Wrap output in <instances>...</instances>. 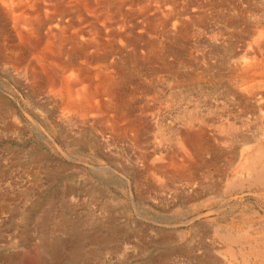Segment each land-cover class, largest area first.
Returning <instances> with one entry per match:
<instances>
[{
    "label": "bare ground",
    "instance_id": "6f19581e",
    "mask_svg": "<svg viewBox=\"0 0 264 264\" xmlns=\"http://www.w3.org/2000/svg\"><path fill=\"white\" fill-rule=\"evenodd\" d=\"M213 18L220 23L218 27L214 26L218 30L217 33H228L239 26L242 29L241 32L246 36L244 42L227 46L226 51L224 54L222 52L218 60V63L224 66L227 73L226 78L230 81L229 88L224 92V96L231 100V104L235 108L232 110L239 113L238 117L232 115L230 111L222 113L220 110V112H217V106L213 107L214 105L211 106V104H209L211 107L205 104L204 110H199L196 101L193 106H189L187 102L184 106L182 105L179 109L174 110L177 97L173 96L182 86L178 75V66L181 63L179 61L178 46L188 44L189 41L199 42L200 35L204 33H206L205 36H207L206 39L209 43L215 41L218 45L219 40L211 36L212 31L207 32L205 29V32L202 30L209 21L208 19ZM262 22L263 24H261ZM192 48L194 49V46ZM188 55L190 56V54ZM184 75L186 76V74ZM211 76L213 78V75ZM0 77H6L8 80L13 78L18 80L19 85L16 86H20V92L32 96L34 103L38 106L42 107L48 102L53 104L60 102V105L64 103L63 108L66 114L62 113L60 115L58 112V119L60 118L65 126V132L67 134H71L73 131L76 132L72 135L75 136V139L80 134V128L83 129V125L87 124L95 133L92 145L94 152L99 145L103 149H107L108 152L110 147H114L115 150H117L116 147L123 149L122 145L127 147L130 154L134 153L132 157L135 162L146 166L143 184L152 187V191L154 190L156 196L160 194L158 198L164 197L165 200L170 199L172 196L170 194L169 197V193L163 195L167 190L166 178L182 177L186 182L185 186L193 189L191 188V183L195 180L193 169L199 163L202 164L207 161L203 160L204 156L207 157L210 154L217 153L218 148L224 149L227 146L231 149L237 144L244 146L241 153L239 152L241 162L238 165V160H236L237 166H234L235 168L230 174L228 187L231 191L254 192L255 200L257 197L259 202L264 205V0H0ZM222 77L225 76L222 75ZM199 85L201 84L199 83ZM46 86L49 89L47 92L45 91ZM159 86H165L169 91H167L169 93L167 99H163V94L157 90ZM2 87H0V115L10 114L11 110L5 104L6 98L4 99L2 93L4 89ZM162 100L165 104L164 108L161 107L164 105ZM181 100L183 99L180 98L177 103ZM20 104L22 103L20 102ZM152 104L155 105L151 106ZM220 107L226 109L228 106L221 105ZM46 108L47 106L43 112H46ZM214 109L217 113L214 112ZM163 111L166 112V115ZM51 117L53 118V116ZM29 120L31 121V119ZM243 123L247 124V131L251 125L252 128H255V132L260 133L262 136H260V139L258 138L254 146L245 147L251 142L250 137L252 136L245 132L244 128L238 126ZM18 132L20 131L18 130ZM51 132L56 133L53 127ZM147 132L152 133L151 143L148 141L150 144H147V141L143 143V136ZM161 142L176 150L175 153L179 154L177 156L180 157L181 164H179L180 162L177 163L178 161L175 163L176 157L172 152L173 150L168 155L166 154L165 162L169 163L168 167L165 166L166 164L163 165L164 162H161V158L152 159V156L158 152L157 149ZM77 143L79 142L77 141ZM99 143H102V145ZM87 145L89 144L87 143ZM147 146L151 147V154L147 152L149 150ZM236 150L235 152H237ZM231 151L233 150L231 149ZM230 153L233 154L234 152ZM212 161L214 162V160ZM160 163L163 164L160 165ZM209 164L211 166V163ZM220 164L222 166L223 163ZM162 175L166 177L164 182L159 179V176ZM189 190H187L188 193ZM255 200L253 199V201ZM250 208L252 209V207ZM260 217L255 219L248 214H241L240 220L233 221L231 219L228 224L225 223V226L213 228L212 240L221 246V249L216 253L222 257L224 261L222 264H264V219ZM208 220L210 221V219ZM208 220L206 219V221ZM69 225L68 227H70ZM197 232L200 231L197 230ZM104 238L107 239L106 236ZM133 238L134 236L131 239ZM45 240L47 239L45 238ZM102 243L99 242L97 245L101 246ZM186 245L188 246V244ZM161 246H164V244ZM44 247L42 245L41 249L44 250ZM144 248L146 250L145 246ZM106 249L108 248L106 247ZM200 250H202V247ZM73 253L75 252L73 251ZM77 255L75 258H77ZM176 258L173 257L174 260ZM171 259L169 263L172 262ZM204 259L197 264H218L216 260L210 259V261H207L208 259L205 257Z\"/></svg>",
    "mask_w": 264,
    "mask_h": 264
},
{
    "label": "rangeland",
    "instance_id": "374dc122",
    "mask_svg": "<svg viewBox=\"0 0 264 264\" xmlns=\"http://www.w3.org/2000/svg\"><path fill=\"white\" fill-rule=\"evenodd\" d=\"M213 19H208V24L206 23V26L201 29L203 31L206 29L207 32L212 31L213 34H210L219 40L218 45H216L215 41L209 43L208 39H206L207 36H205L206 33H204L200 35L201 39L199 42L191 41V43L189 41L188 44L185 43L178 46L179 61H181L180 65L178 66V75L180 76L179 78L182 82V86H180V90L175 92L176 94L173 97H177V102L180 100V98L183 100H181L179 103L176 102L177 104L175 103L174 110L179 109V107L182 105L184 106V104L187 102L189 106H193L196 101L198 106L197 108L199 110L203 111L206 105L211 104V106L214 105L213 107L217 106V112H220V110L222 113L225 111H230L232 112V115L238 117L239 113L235 110H232L235 108H233L231 100L224 96V92L229 88L228 85L230 84V81L228 78H226L227 73L224 66H221V64L218 63V60L219 57H221L222 52L224 54L226 51L227 46L232 44L238 45L240 42H244L246 36L243 32H241L242 29L239 26L237 27L238 29L234 28L228 33H217L218 30L215 27H218L220 23H218L217 20L215 21V19L213 21ZM261 24H263V22ZM209 26L212 28H209ZM201 40L204 41L202 42ZM195 45L199 46L195 48ZM192 46H194V49ZM196 50L198 51L196 52ZM188 54H190V56ZM221 69H224V71ZM184 74H186V76ZM211 75H213V78ZM222 75L225 77H222ZM220 77L224 79L222 80ZM13 79L8 80L6 77H0V87L4 86L6 88L5 89L2 87V89H4L2 92L4 99L6 98L5 104L7 108L11 110L10 114L5 113L0 115V264H77V262L78 264L81 262V264H161L162 262V264H197L205 260L204 257L208 259L207 261L213 259V261H218V264H222L224 262L222 257L216 253L221 249V246L220 244L216 243V241L212 240V231H214L213 228L217 226H225L229 223V221H231V219L233 221H238L241 219V214H248L253 216L255 219H258L261 216L260 218L264 219V205L259 202L257 197L255 200L254 192H247L245 190L241 192L240 190L231 191L227 184L231 178L230 174H232V171L237 166V163L239 165L241 162L239 158V152L241 153L244 146L237 144L234 147L235 149L231 148L233 151H231V149L226 146L224 149L218 148L217 153L210 154L207 157L204 156L203 160L205 159L207 161H204L202 164L199 163L196 167L197 169H193L195 177V180L191 183V188L193 189L185 186L186 182L182 177L167 179L164 175L159 176L161 182H164L166 178L165 183L167 190L163 195L169 193V197L171 195L172 196L170 199L166 200L164 197L158 198L160 197V194H157L156 196L154 190L152 191V187L145 185V183L143 184L146 166L137 164L132 157L134 153L130 154L127 147L122 145L123 149L116 147L117 150H115L114 147H110L108 152L107 149H103V147L99 145L100 147L98 146L96 150L97 152H94L92 149L94 141L93 137L95 134L93 133L94 130H91L87 124L83 125V129L82 127L80 128V134H78L74 139L75 136L73 137L72 135L76 132L73 131L71 134H67L61 119H58L59 113L60 115H62V113L66 114V111L63 108L64 103H61L60 105V102L57 104L48 102V104L46 103L42 107L38 106L34 103V98H32V96L20 92V86H16L19 85L18 80L15 79L17 81L16 82ZM199 83L201 85H199ZM157 90H159V92L161 91L163 94V99L168 98L167 96H169V91L165 86H159L157 87ZM45 91H49L47 86ZM20 102L22 104H20ZM216 102L219 104V106ZM162 104H164L163 100ZM153 105L155 104H152L151 106ZM221 105L228 107L226 109H221ZM46 106V112H43ZM164 106L165 104L161 107L164 108ZM215 111L216 110L214 109V112ZM163 113L166 115V112L163 111ZM51 116H53V118ZM29 119H31V121ZM238 126L244 128V131L248 132L249 135L252 136L250 137L251 142H249V145L245 147L254 146L257 143L258 138L260 139L262 137L260 133L257 134L255 132V128H252L251 125L248 127V131L247 124L243 123L241 126ZM52 127L53 130L56 131L55 134L51 132ZM18 130L20 132H18ZM146 136H149L150 138ZM49 139L51 140V144ZM143 139V143L147 141L148 144L150 141H152V133H145ZM77 141L79 143H77ZM87 143L89 145H87ZM99 144L102 145V143ZM164 144L165 143L162 142L159 143L160 146L157 149L159 153L157 152L154 155L155 157L152 156V159L161 158V162H164V164L160 163V165L166 164L165 166L168 167L169 163L165 162L166 157L168 153L173 150L172 152H174V156L177 158H175V163L177 161V163H179L180 157L177 156L179 154L175 153L176 150L174 148L172 149L171 146L169 147V145ZM148 149L149 150H147V152L151 154V147H148ZM235 150L237 152H235ZM230 152L234 153L232 154ZM79 153L82 154L80 155ZM230 158L233 162L230 160ZM212 160H214V162ZM236 160H238L237 163ZM218 162H222V166L221 164L219 165ZM209 163H211V166ZM115 164L116 166H114ZM179 164H181V162ZM226 175L228 176L226 177ZM176 182L177 184L179 183V186L176 184ZM204 184L206 185V188ZM210 184L211 186H209ZM187 190H189V193ZM146 195L149 199L146 198ZM253 199L255 201H253ZM250 207H252V209ZM44 215L49 217L51 215L53 216L49 218ZM206 219H210V221H206ZM215 220L217 221L214 222ZM68 222L70 225L67 224ZM59 224L62 225L60 226ZM68 225L70 227H68ZM197 230L200 232H197ZM103 236H106L107 239H105ZM132 236L136 238L131 239ZM44 237L47 240H45ZM109 240H111L110 244L108 243ZM97 241L101 243L103 242L101 246L97 245L99 244ZM104 241L106 242L104 243ZM160 244H164V246H161ZM186 244H188V246ZM42 245L45 246L44 250L41 249ZM144 246L146 247V250ZM106 247L108 249H106ZM201 247L202 250H200ZM142 248H144V250H142ZM194 249L195 251H193ZM136 250H139V252ZM73 251L75 253H73ZM129 251L130 253H128ZM174 252L177 253L175 254ZM76 255L77 258H75ZM173 257H177L178 259L176 258V260H174ZM170 259L172 262L169 263Z\"/></svg>",
    "mask_w": 264,
    "mask_h": 264
}]
</instances>
